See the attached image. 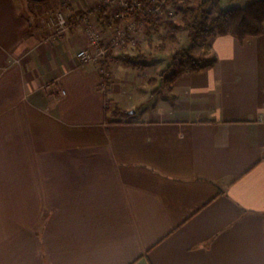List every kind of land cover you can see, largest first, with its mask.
Here are the masks:
<instances>
[{"label":"crops","instance_id":"crops-1","mask_svg":"<svg viewBox=\"0 0 264 264\" xmlns=\"http://www.w3.org/2000/svg\"><path fill=\"white\" fill-rule=\"evenodd\" d=\"M62 1L0 0V264H264V35L211 38L145 109L137 68L105 89L77 56L85 17L112 40L102 0H66L60 41L34 24Z\"/></svg>","mask_w":264,"mask_h":264},{"label":"trees","instance_id":"trees-1","mask_svg":"<svg viewBox=\"0 0 264 264\" xmlns=\"http://www.w3.org/2000/svg\"><path fill=\"white\" fill-rule=\"evenodd\" d=\"M211 4L218 8L217 13L213 16L208 11V6ZM219 4L220 0H201L199 2L173 0V7L180 13L181 21L169 22L174 32L170 36V40L176 41L178 33L187 31L190 45L174 52L171 62L162 71L160 77L149 80V83L156 85L160 81L157 92L160 90L171 91L175 81L188 72H198L214 67L218 63L217 57L206 56L212 49L209 44L211 38L231 35L244 43L248 38L264 35V0H255L245 7L231 9H222ZM97 17L104 30L113 27L120 21L114 16L113 7L110 4H102L97 10ZM148 21L151 28H159L157 13L153 12L148 17ZM197 48H202L199 56L195 54ZM120 60L133 68L148 66L143 54L122 55ZM112 115L130 116L129 112L123 110H115Z\"/></svg>","mask_w":264,"mask_h":264},{"label":"rangeland","instance_id":"rangeland-1","mask_svg":"<svg viewBox=\"0 0 264 264\" xmlns=\"http://www.w3.org/2000/svg\"><path fill=\"white\" fill-rule=\"evenodd\" d=\"M159 1V0H157ZM161 1V0H160ZM196 2H199L201 0H195ZM255 0H220L219 7L222 9H231V8H238V7H245L252 3ZM101 5L104 4L105 0L101 1ZM62 3V4H61ZM60 4L61 6L58 5V3H50V6L46 9H42L40 12H36V5H33L31 3V12L33 14V22L36 25L44 26V20H48L49 17H52L55 15V13L62 8L65 7L64 4L66 3L67 5L68 2L62 1ZM158 4V3H155ZM100 5V6H101ZM70 6V5H69ZM114 6V11L113 13H118L120 5L117 3L112 4ZM71 9V8H70ZM217 9L214 5H209L208 6V11L211 16L215 15L217 13ZM96 9H91L88 12H85L84 14L91 15L93 12L95 13ZM169 10V11H168ZM173 11L174 15L171 16L169 14L170 11ZM71 11V10H70ZM70 11L65 10L68 16L69 20V14ZM160 16L159 18V28L154 29L151 28L150 26H147L146 24H142L143 20H133L136 22L134 24L133 29L130 31L129 38L127 40V43L125 46L120 50V49H114L113 51V59L119 61L120 56L122 55H128L125 54L127 51V48L132 45L135 46L133 47L134 52L137 54H143L144 59L147 60L148 66L143 67V66H138L136 67L140 72H142L143 77L146 79H151V78H159L160 74L168 64L171 62V56L174 52L177 50L188 47L190 45V39L188 37V32L183 31L177 34L178 39L176 41L170 40V36L174 33L171 29V26L169 25V22H180L181 21V15L180 13L173 7V0H165V4L162 5V9L160 11ZM88 22H91L93 17H87ZM120 23V22H119ZM118 24V23H116ZM116 24L113 26L115 27ZM125 25L126 22H123ZM70 25V21H69ZM115 34V32H113ZM114 35L112 37L113 41ZM112 43V42H111ZM202 52V48H197L195 51V54L199 56V54ZM130 56V55H129ZM135 56V55H134ZM113 60V61H114ZM112 61V62H113ZM121 61V60H120ZM160 82V81H159ZM154 84V83H147L146 87H143L140 91V93H146L148 94V97H150V100L147 99L144 102V108L145 109H151L154 108L158 100L162 99V94H167L164 90H160L157 92L160 83ZM159 92H162L161 94H158ZM162 102H160L161 104ZM135 110H131L129 112H133ZM137 115V114H134Z\"/></svg>","mask_w":264,"mask_h":264},{"label":"built area","instance_id":"built-area-1","mask_svg":"<svg viewBox=\"0 0 264 264\" xmlns=\"http://www.w3.org/2000/svg\"><path fill=\"white\" fill-rule=\"evenodd\" d=\"M120 5L118 13L114 12V16L120 19V23L112 27V31L115 32L113 41L110 44L103 43L101 36L92 26L91 22H88L87 17L84 18L85 32L88 38V46L81 48L78 51V58L83 64H95L102 76V86L107 88L109 86L110 79V64L113 59L114 49H122L130 35V31L133 29V20H143L142 24L150 26L148 17L153 13H157L160 16L162 5L165 4V0H105L104 4ZM158 3V4H155ZM101 5V4H100ZM100 5L96 8L95 13ZM65 10L70 11V6L64 4ZM114 9V6H112ZM64 8L57 11L54 16L49 17L48 20H44V27L51 30L50 38L56 42L62 40L70 28L67 13ZM114 11V10H113ZM169 11V10H168ZM171 16L174 15L173 11L169 12ZM123 22H126L124 25ZM65 94V92H63ZM107 108L110 105L107 104Z\"/></svg>","mask_w":264,"mask_h":264}]
</instances>
